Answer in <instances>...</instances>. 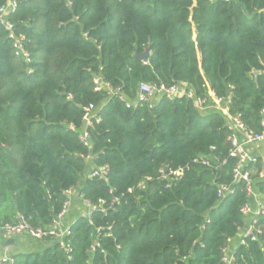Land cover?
Wrapping results in <instances>:
<instances>
[{
    "label": "trees",
    "instance_id": "trees-1",
    "mask_svg": "<svg viewBox=\"0 0 264 264\" xmlns=\"http://www.w3.org/2000/svg\"><path fill=\"white\" fill-rule=\"evenodd\" d=\"M8 19L31 62L15 58L0 26V226L50 227L69 189L91 206L104 202L69 226L67 249L45 239L10 255L12 264H224L222 248L249 223L241 208L252 200L232 177L226 118L184 96L134 100L140 83L231 93L230 112L261 132L264 0H25ZM146 50V61L136 57ZM94 77L112 93L95 91ZM89 105L99 121L84 145ZM197 156L225 163L192 164ZM187 165L176 180L165 175ZM101 166L107 180L90 176ZM263 168L260 158L247 166L264 200ZM220 184L234 193L219 198ZM258 224L257 240L235 246L234 264H264ZM2 241L11 242L0 233Z\"/></svg>",
    "mask_w": 264,
    "mask_h": 264
},
{
    "label": "built area",
    "instance_id": "built-area-1",
    "mask_svg": "<svg viewBox=\"0 0 264 264\" xmlns=\"http://www.w3.org/2000/svg\"><path fill=\"white\" fill-rule=\"evenodd\" d=\"M25 0H5V3L0 6V26L8 33V38L13 41L14 56L18 60H22L25 63H30V55L25 48L24 38L21 35H16L14 32V25L9 21L8 16L16 13L20 2ZM93 85L95 91L106 90L108 93H112L110 86L103 82L101 77H94ZM184 96L188 100L194 102L196 109L200 112L207 110L219 111L226 118V126L229 130L227 141L229 143L228 158L235 160V166L232 169V177L235 182L243 181L245 183V191L247 197L252 199L248 203L244 204L241 208V213L244 216H250L249 223L240 230L239 234L235 238H229L226 240L224 247L222 248V261L224 264H234V248L237 244L244 245L246 239L251 241L257 240V236L261 234L262 228L258 222L264 220V200L260 198L253 189L251 183V176L247 166L257 162L260 158L252 149L257 148L264 142V109L261 110L262 120L260 125L263 127L261 132H255L246 127L241 120L240 114H232L230 112V102L232 94L227 97H216L213 92L208 91V97H196L192 91H185L182 86L174 84L171 86H165L163 84L157 85L155 83H140L137 87L136 98L134 104H152L160 98H165L169 101H173L177 97ZM130 105V104H129ZM84 116V129L79 136L81 143L88 145V134L86 128L91 125L92 120L99 121L95 109L92 105H89L83 109ZM213 150V148H212ZM192 164H198L207 168L217 169L225 163V160L221 161L216 157L208 159L205 157H195ZM189 165L185 167H179L177 169H171L163 174L168 175L171 179L176 180L183 176L184 172L189 170ZM108 168L107 166H101L90 171L91 177H99L107 180ZM260 177H264V168L259 173ZM67 201L64 203L63 210L53 220L52 225L48 228H33L22 219H19L15 224H5L0 226V233L5 237H14L17 235H26L34 241H42L45 239H54L61 248L67 249V244L64 241V237L70 234L69 227L65 229L58 228V223L62 217L66 214L70 198L73 196V190L69 189L65 192ZM234 193V188L227 184H220L217 190L219 198H224L227 195ZM88 208L86 215H89L90 209L101 208L104 204L103 201H99V205L91 206L88 202H84ZM7 248H4V252H0V264H12V258L6 254Z\"/></svg>",
    "mask_w": 264,
    "mask_h": 264
},
{
    "label": "crops",
    "instance_id": "crops-1",
    "mask_svg": "<svg viewBox=\"0 0 264 264\" xmlns=\"http://www.w3.org/2000/svg\"><path fill=\"white\" fill-rule=\"evenodd\" d=\"M252 150L264 162V142L260 144L257 148ZM87 211H88L87 206L83 202L78 200L76 195L72 196L70 198L69 208L66 214L59 221L58 228L65 229L69 227L78 216L86 215ZM26 239L27 238L24 235H17L14 237H10L11 242L8 245L3 241L0 243V251L4 252V248H7L6 254L10 256L16 253H26L28 251L34 250L35 249V246L33 245L34 242L30 240L27 241Z\"/></svg>",
    "mask_w": 264,
    "mask_h": 264
},
{
    "label": "water",
    "instance_id": "water-1",
    "mask_svg": "<svg viewBox=\"0 0 264 264\" xmlns=\"http://www.w3.org/2000/svg\"><path fill=\"white\" fill-rule=\"evenodd\" d=\"M136 57L142 61H146L148 57V50H146L142 55H138ZM254 75H257V73L255 72Z\"/></svg>",
    "mask_w": 264,
    "mask_h": 264
},
{
    "label": "rangeland",
    "instance_id": "rangeland-1",
    "mask_svg": "<svg viewBox=\"0 0 264 264\" xmlns=\"http://www.w3.org/2000/svg\"><path fill=\"white\" fill-rule=\"evenodd\" d=\"M26 240H27V241L30 240V241H32V242H41V243L44 242V241H36V240L34 241L33 239H30V238H27ZM8 244H9V243H8ZM8 244H7V245H8ZM33 245L36 246L37 243H33ZM42 246H43V245H42ZM5 247H6V245H5ZM6 251H7V250H6Z\"/></svg>",
    "mask_w": 264,
    "mask_h": 264
}]
</instances>
